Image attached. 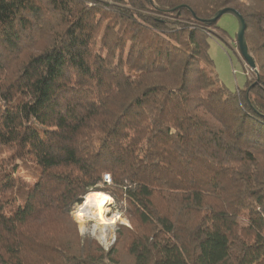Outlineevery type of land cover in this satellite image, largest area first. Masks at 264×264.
I'll return each instance as SVG.
<instances>
[{
    "label": "trees",
    "instance_id": "obj_1",
    "mask_svg": "<svg viewBox=\"0 0 264 264\" xmlns=\"http://www.w3.org/2000/svg\"><path fill=\"white\" fill-rule=\"evenodd\" d=\"M227 7L259 73L236 91L209 53ZM97 192L130 224L109 249L72 214ZM121 253L264 264V0H0V264Z\"/></svg>",
    "mask_w": 264,
    "mask_h": 264
},
{
    "label": "rangeland",
    "instance_id": "obj_2",
    "mask_svg": "<svg viewBox=\"0 0 264 264\" xmlns=\"http://www.w3.org/2000/svg\"><path fill=\"white\" fill-rule=\"evenodd\" d=\"M218 26L224 30L228 36L225 39L215 36L209 40V53L214 62L213 70L226 88L230 91H236L238 88L242 89L245 87L247 75L252 71L239 54L237 44L239 25L237 20L232 15L227 14L218 20ZM4 152L5 155L11 154V151L8 149H4ZM108 196L111 197L110 195ZM112 200V203L108 206L106 218L116 219L114 224L102 225L94 218L89 209L82 211L81 207L84 202L76 206L72 213L79 225L81 235L89 236L97 240L105 249H109L115 242L116 231L119 225H124L126 227L130 225L121 210L122 207H124V203L118 204L113 198ZM80 220H82V222ZM121 259L124 264L132 263L131 257L125 253H121Z\"/></svg>",
    "mask_w": 264,
    "mask_h": 264
},
{
    "label": "water",
    "instance_id": "obj_3",
    "mask_svg": "<svg viewBox=\"0 0 264 264\" xmlns=\"http://www.w3.org/2000/svg\"><path fill=\"white\" fill-rule=\"evenodd\" d=\"M232 15L238 22L239 29L237 33V44L239 48V54L246 63V65L249 67V69L258 77L259 73L257 70V66L255 63V60L250 55L246 40V22L244 18L234 9L232 8H224L219 10L214 17L208 21L210 24H214L218 22V20L224 16V15ZM257 83V82H256Z\"/></svg>",
    "mask_w": 264,
    "mask_h": 264
},
{
    "label": "bare ground",
    "instance_id": "obj_4",
    "mask_svg": "<svg viewBox=\"0 0 264 264\" xmlns=\"http://www.w3.org/2000/svg\"><path fill=\"white\" fill-rule=\"evenodd\" d=\"M112 203L111 198L104 193H90L82 204L81 210L89 209L91 214L102 225L114 224L116 219H107L108 206ZM92 218V217H91ZM82 222V220H80Z\"/></svg>",
    "mask_w": 264,
    "mask_h": 264
},
{
    "label": "built area",
    "instance_id": "obj_5",
    "mask_svg": "<svg viewBox=\"0 0 264 264\" xmlns=\"http://www.w3.org/2000/svg\"><path fill=\"white\" fill-rule=\"evenodd\" d=\"M104 179H105V181H106L107 183H110V182H111V181H110V178H109L108 175H106Z\"/></svg>",
    "mask_w": 264,
    "mask_h": 264
}]
</instances>
